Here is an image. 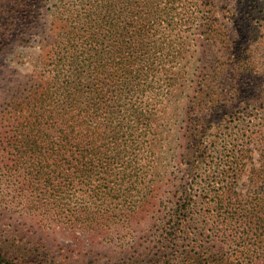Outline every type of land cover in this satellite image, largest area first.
<instances>
[{
    "label": "trees",
    "instance_id": "1",
    "mask_svg": "<svg viewBox=\"0 0 264 264\" xmlns=\"http://www.w3.org/2000/svg\"><path fill=\"white\" fill-rule=\"evenodd\" d=\"M153 252L264 264V0H0V264Z\"/></svg>",
    "mask_w": 264,
    "mask_h": 264
},
{
    "label": "rangeland",
    "instance_id": "2",
    "mask_svg": "<svg viewBox=\"0 0 264 264\" xmlns=\"http://www.w3.org/2000/svg\"><path fill=\"white\" fill-rule=\"evenodd\" d=\"M227 29H228L229 33L232 35V37L233 38H236V32L234 31L233 26L232 25H228V28ZM37 52H38L37 47H34L33 49H30L28 51V53H26V58L28 59V62H26V64L23 67H21L22 74H27V73L30 72V70H31V64H30L29 61H31V59L36 55ZM250 86H254V84H250ZM158 171H159V174L161 175V177H163V181H165V182H168L167 181V178L168 177H173V176L178 175V177L181 178V176L183 174H185V171L183 169H177V167L175 166L174 161H171V160L162 162L161 165H160V169ZM173 179H174V177H173ZM188 182H190V180H188ZM171 188H172L171 185L168 184V189H171ZM122 234L125 235L126 232H124V233L121 232L120 235H116L115 237H113V241H114V244L115 245H117L116 243H119V240H120L119 237L122 236ZM57 239L59 241H61V243L83 242L85 244V246H87L89 244V240L86 237L85 238L82 237L81 238V241H79V239H77V238L76 239H72V237L69 238V237H64L62 235H57ZM101 240L102 239L98 240L93 246H95L96 248H101L100 251L107 252L108 254L112 253L113 257L115 255H118V253H117L118 251L115 250L117 248L111 247V245L115 246L114 244L108 243L106 241H104L102 243L103 240L102 241ZM130 241H131V239L130 238H127V239H125L122 242L123 243H128ZM143 253H144L143 250H140L139 252H137V254L140 257L139 260L145 259V262H146L150 258H149V256H147L148 254H146V256L145 255L142 256ZM153 253L154 254H152L151 261H153V260L154 261L153 262L150 261L151 263L150 262H148V263L149 264H159L156 261H158V259H160V256L158 254H156V252H153ZM112 255H110V256H112ZM138 263H141V262H138ZM148 263H143V264H148Z\"/></svg>",
    "mask_w": 264,
    "mask_h": 264
}]
</instances>
